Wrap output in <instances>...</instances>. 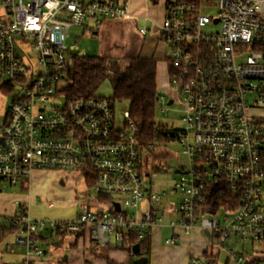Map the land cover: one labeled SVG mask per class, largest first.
<instances>
[{"label": "built area", "instance_id": "obj_1", "mask_svg": "<svg viewBox=\"0 0 264 264\" xmlns=\"http://www.w3.org/2000/svg\"><path fill=\"white\" fill-rule=\"evenodd\" d=\"M115 19L142 20L138 34L152 30L166 47L157 105L163 115L178 106L182 126L167 132L187 156L172 187L177 205L145 187L128 110L119 121L111 96L62 91L83 32ZM0 86L12 92L0 127V190L52 170L111 197L72 219L47 220L48 235L45 219L20 205L5 249L22 247V264L59 233L121 247L129 233L149 236L163 225L172 230L168 245L195 228L207 240L187 264H258L243 245L264 243V0H164L159 19L130 12L127 0H0ZM221 182L239 192L235 209L205 206L206 188Z\"/></svg>", "mask_w": 264, "mask_h": 264}, {"label": "rangeland", "instance_id": "obj_2", "mask_svg": "<svg viewBox=\"0 0 264 264\" xmlns=\"http://www.w3.org/2000/svg\"><path fill=\"white\" fill-rule=\"evenodd\" d=\"M127 1L128 7L131 11L145 10L146 15L152 19H159L163 11L164 0H157L156 3L153 4H151V0H148V2L147 0ZM209 13L213 14L214 10H209ZM142 24L143 21L140 19L138 22L135 19L111 20L99 28L100 31H98L99 33L96 36L90 35L88 31L83 33L77 43L79 51L82 54L87 55L107 53V55L118 57L123 64L127 63L136 55L151 56L153 54L157 59V84L160 87L166 82V72L162 63L166 47L163 44H158V47L154 49V46L151 45V41L149 40L150 37H153L150 36L153 35L152 30H150L145 38L141 37L137 32V28ZM111 92L109 80H105L97 89L96 94L111 96ZM163 93L167 95L165 91H163ZM10 98L11 94L1 92L0 90V125L4 120L11 100ZM127 105L126 100L115 101L114 108L117 120H123V114L127 110ZM180 117V111L178 110L176 103L169 105V111L165 115L160 113L158 106L156 107V121L168 124L171 129H177L182 126ZM181 149V145L177 141L169 140L168 142L156 143L152 151H144L141 155L145 187L151 191L167 192L169 200L173 202L174 205H177L179 200L178 193H173L172 191L173 184L177 179L175 170L180 166H186L187 163V156L181 152ZM42 171L47 172L41 173L42 176L40 174H34V172L32 173L31 180L34 181L33 183H35V185L32 186L31 191L34 199L29 206V215L31 217L45 219L46 227L42 233L48 235L47 229H49V221L47 220L71 219L74 218L77 213L84 211L87 207H97L93 202L95 196L94 192L82 183L79 175L74 178L68 175V173L52 170ZM60 179L66 180V184H71L64 187L61 192L56 193L54 187L51 190V184H54L57 181L58 185ZM68 186L70 187L69 189ZM56 187L60 186L58 185ZM1 192L6 194L9 193L16 199H22L27 193L26 190L19 188V186H8L3 188ZM13 196H10V198H13ZM37 197H39L40 200L37 199ZM47 202H51L52 207L47 206ZM165 221L166 219L164 218L163 222ZM170 231L171 230L165 226L154 231V236L159 241L160 246L166 244L164 243V239L170 234ZM190 234L188 236L192 241V244L199 243L200 241L206 245L207 241L200 231L192 229ZM14 238L15 232L12 231L3 239L0 245V264L21 263V254L24 252L22 247L16 245L14 247L15 253H10L5 250V245L7 243H12ZM181 239L176 243L178 246L182 244L183 240ZM56 241H59L58 238L52 237L48 241V245H45L47 243L44 244V249L47 250V253L42 255L41 258L43 261H48L50 264H56V258H61L65 255V242L59 245H54ZM243 246H245L244 249L246 252L249 253L248 256L251 257L254 255L261 259L262 254H259L260 252H258L260 245L254 246V253L253 249L248 245L244 244ZM83 255L80 259L82 263H86V260L91 261L94 259L93 256L89 259L87 250L83 251ZM147 257L149 258L148 264H151L153 259H155L154 264H167L174 261V254L170 250L167 252L162 251V253L159 252L157 256L153 254L152 257L149 252ZM97 258L100 257L97 256ZM132 259L130 258L129 262ZM259 264H264V261H259Z\"/></svg>", "mask_w": 264, "mask_h": 264}, {"label": "trees", "instance_id": "obj_3", "mask_svg": "<svg viewBox=\"0 0 264 264\" xmlns=\"http://www.w3.org/2000/svg\"><path fill=\"white\" fill-rule=\"evenodd\" d=\"M151 2L154 3L156 0H151ZM98 31L94 35L93 33H88L96 36L99 33ZM165 63L167 66L165 70L167 81L169 63ZM156 68L157 60L153 56L136 55L127 63L123 64L118 57L107 55V53L87 55L82 54L78 50L69 59L67 78L62 91L67 96L95 95L101 83L109 80L112 91L111 97L114 102L116 100L127 101L129 119L132 122L130 130L142 155L144 151H152L158 142H168L169 140L178 142L174 137L175 135L171 136L168 134V125L155 119L159 91ZM0 90L1 92L12 95V92L3 86H0ZM6 114L2 124L6 120ZM261 168L264 172V151L261 156ZM204 198L206 207H217L227 210L235 209L238 206L239 192H234L228 184L221 182L206 188ZM97 199L98 201L108 202L111 197L97 195ZM12 231L13 225L11 218L7 219V225L0 224V245L3 239ZM59 234L58 242L61 243L67 237L65 236L66 234ZM77 238L78 236L76 235L69 243L70 246L77 244ZM88 243L92 244V251H95L99 246L92 241H88ZM135 244L139 248L138 254L132 252ZM104 247L106 249L116 248L114 245H106ZM119 248L125 250L131 259L138 256L147 257L149 253V236H140L138 233L131 232L127 235L126 242ZM99 256L104 257L108 264H114L104 255L100 254ZM133 260L129 264H134ZM252 261L258 263L259 258L252 257ZM145 264H148V261Z\"/></svg>", "mask_w": 264, "mask_h": 264}, {"label": "crops", "instance_id": "obj_4", "mask_svg": "<svg viewBox=\"0 0 264 264\" xmlns=\"http://www.w3.org/2000/svg\"><path fill=\"white\" fill-rule=\"evenodd\" d=\"M128 9H129V7H128ZM129 11L133 12L135 14H140V15L141 14L142 15L146 14L145 10L144 11H142V10L141 11H131L129 9ZM93 35H94V33H93ZM153 37H150L149 40L151 41V45L154 46V49H156L158 47V44H161V43L156 40V37H154V38ZM151 56H153V54ZM162 63H163V67L166 70L167 66H166L165 61L163 60ZM164 85H165V82H164V84L162 86H160V87L158 86V89L162 88ZM44 172H47V171H34V174H40L42 176L41 173H44ZM33 182L34 181L30 179L27 183H20V184L14 186V187L19 186V188L24 189V190L27 191V193L25 194V197H23L22 199H16V198H14L13 195H10L9 193L8 194L2 193L1 192L2 189L0 190V219H1L0 224L7 225V219L13 217L15 214L18 213L20 205H26L28 207V211H29V206H30V204L32 203V201L34 199V197L32 196V191H31L32 186L35 185V183H33ZM68 184L70 185L71 183H67L66 184V180L60 179L58 181V185L60 187H56V186H58L57 185V181H56V183L51 184V190L54 187L56 193L57 192H61L64 187H67ZM6 187H8V186H4L3 188H6ZM69 188L70 187L68 186V189ZM10 196H13V198H10ZM37 199L40 200L39 197H37ZM93 202L96 205H97V202H99L96 196H94ZM51 205H52L51 202H47V206L52 207ZM163 226H165V225H163ZM163 226H161V227H163ZM161 227H155L152 230L151 234L149 235V252H150L151 257H152L153 254H155V256H157V254L159 252L162 253V251L163 252H167L169 250L172 251L173 254H174V258H173L174 261L169 262L167 264H187L188 259L192 255H199L200 253H202L204 251V249H205V247L207 245V243L205 245V243L203 244L200 241H199V243L192 244V241L190 240L189 236L187 235V236L182 237L181 240H183V241H182V244H180L179 246L177 244L176 245L165 244V245H161L160 246L159 245V241L154 236V231L157 230V229H160ZM165 227H167V226H165ZM167 228H169V227H167ZM197 230L199 231L198 228H197ZM171 233H172V230L170 231V234ZM44 235H46V234H44ZM56 237L59 240V237L58 236H56ZM167 237H165V239ZM77 239H78L77 244L74 245V246H70V244H69L72 241L71 236L67 237L65 239V241L61 242V243L65 242L64 245H65L66 251H65V253H64L65 255L63 257L56 258V261H57L56 264H108L107 260L104 257H100L99 256L100 254H102L105 257H107L114 264L115 263L116 264H129L130 257L128 255V253L125 250H123V249H121L119 247L112 248V249H106L104 246H98L95 251H92V248H93L92 244L88 243V240L85 238L84 235L78 237ZM61 243L56 241V243L54 245H59ZM185 243H187V244H185ZM42 246H43L44 255H45L47 253V250L44 249V244H42ZM171 246H174V247H171ZM14 247H15V245L13 246V249H14ZM252 249H253V253H254V251H255L254 247ZM86 250L88 252L89 259H91L92 256L94 257V259L91 260V261L86 260L87 261L86 263H82L80 259H81V256L83 255V251H86ZM258 252H260L259 254H262V257H261V259L259 258V261H261V260L264 261V254H263L264 253V243L260 245V247L258 249ZM13 253H15V252H13ZM259 254H256V255H259ZM97 256H99L100 258H97ZM41 257L42 256H40L36 261H33L31 264H50L48 261H43ZM252 257H255V256L252 255L251 258ZM135 258H137V257H135ZM135 258H133V259H135ZM22 259H23V253L21 254V258H20V262L21 263L20 264H22ZM154 260L155 259L152 260L151 264H154ZM147 261H149L148 257H147ZM51 264H53V263H51ZM258 264H259V262H258Z\"/></svg>", "mask_w": 264, "mask_h": 264}, {"label": "water", "instance_id": "obj_5", "mask_svg": "<svg viewBox=\"0 0 264 264\" xmlns=\"http://www.w3.org/2000/svg\"><path fill=\"white\" fill-rule=\"evenodd\" d=\"M2 140V139H1ZM115 208L116 210L118 209V204L115 203ZM204 233L209 237V233L207 231H204ZM132 252L134 254H138L139 253V248H138V245H134L133 248H132ZM147 262V257H144V256H138L137 258H135L133 260V263L134 264H145Z\"/></svg>", "mask_w": 264, "mask_h": 264}]
</instances>
